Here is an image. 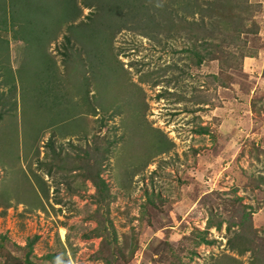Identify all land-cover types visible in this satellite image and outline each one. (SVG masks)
Wrapping results in <instances>:
<instances>
[{
    "label": "rangeland",
    "instance_id": "obj_1",
    "mask_svg": "<svg viewBox=\"0 0 264 264\" xmlns=\"http://www.w3.org/2000/svg\"><path fill=\"white\" fill-rule=\"evenodd\" d=\"M77 1L0 9V264H264V0Z\"/></svg>",
    "mask_w": 264,
    "mask_h": 264
},
{
    "label": "trees",
    "instance_id": "obj_2",
    "mask_svg": "<svg viewBox=\"0 0 264 264\" xmlns=\"http://www.w3.org/2000/svg\"><path fill=\"white\" fill-rule=\"evenodd\" d=\"M199 1L200 0H191V2H192L191 4L194 5L195 8H198ZM222 1L223 0H219L220 3H222ZM17 2H18V0H0V9L3 10L4 14L7 13L6 15L9 18L11 25H13V27H16V29H22L24 27V25H26V26L32 25L31 27H37L39 29H42L43 27L39 26V23H40V21H45L46 18H38V17L32 16L31 18L24 20V19H22V15L20 13L24 14L26 12V10H29V11H31L32 14L43 12L45 15H47L48 13H46L47 12L46 10H48V9L47 8H41V5L38 2V0H23V2L21 4H18ZM203 2H205L206 4H209V5H213L212 1L207 2V0H206ZM77 3H78L77 0H54L52 7L62 9V11H63V13L61 15H58L55 19V22L58 23V26H61L62 24H66V23L70 24L69 26H73L74 20L79 16V10L80 9H78L79 7H78ZM81 3L86 8L91 7L92 10L98 9V13L101 10L102 14L107 15V16H104L103 20H102L101 18H96L98 13H96V17H94V13H92V11H89L90 13L93 14V17H90V15H87L89 20H88V23L85 24V26L90 25L92 28H83L86 33L91 32V33H95L96 35H99L98 36L99 37V41H98L99 45H100V43L104 44V46H103L104 50H99V52H103V51L105 52L106 51L109 53L111 50V47L109 45L111 39L109 38V36L112 37L120 29L127 28L128 22H131L133 20H136L137 22L140 21V18L134 19V18L130 17V16H132L133 13H135L136 15L138 13H140V11H139L140 7L135 5L134 0H97V1L82 0ZM214 3L219 4V3H217V0H214ZM21 5L24 7H22ZM93 5H95L96 7H93ZM5 6H8L9 9H6ZM199 6L203 7L202 5H199ZM195 12H201L202 13V10H198ZM8 14H11V16H8ZM218 15H219V17L217 19L221 20L223 18V15H220V13H218ZM18 16H20V20L21 19L22 20L20 22L17 21L18 24H15ZM48 16L54 17V15H50V14H48ZM51 19H54V18H51ZM70 19H73V20L70 21ZM191 22H192V27H193V23H195V21H191ZM69 26L67 27V29L69 28ZM85 26H83V27H85ZM135 26L137 27V25H135ZM201 27H202V25H199L198 29H200ZM56 30H58V29L55 28L54 30H52V32L56 31ZM194 32H196V31H194ZM55 37H56V35H54L50 38H55ZM46 42L48 43L49 40H47ZM77 55H79V53H77L75 55V58H78ZM79 60H80V57H79ZM79 62H81V60ZM96 177H97L98 181H95L94 184H96L95 186L97 188V193L103 194V192L105 191V187H106L104 184V181L99 177L98 173H96ZM243 214H247V213L245 212ZM250 214H251V212L249 213V215ZM243 220H244V218H243ZM210 226H215L217 228H220L219 223L217 225H211L210 223H208V227H210ZM236 233H238V235L240 236L239 232H236ZM113 239L116 240V237H114ZM201 240L205 241V242H210V240L204 239V237H201ZM32 242H34V240L29 241L28 250L26 252H31ZM245 250H251V246L250 247L247 246L243 250L241 249L239 253H242ZM131 252H132V250H131ZM26 260L28 261L29 264H31L28 257H26L23 260V264H25ZM28 263H26V264H28ZM3 264H14V263H9L6 260L3 262Z\"/></svg>",
    "mask_w": 264,
    "mask_h": 264
}]
</instances>
